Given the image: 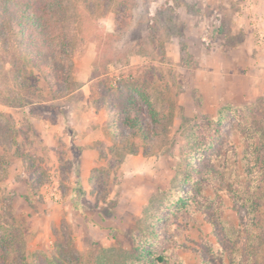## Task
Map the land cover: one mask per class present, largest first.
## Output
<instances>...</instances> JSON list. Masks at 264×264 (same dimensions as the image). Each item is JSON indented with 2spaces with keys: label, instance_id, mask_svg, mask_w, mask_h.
<instances>
[{
  "label": "rangeland",
  "instance_id": "374dc122",
  "mask_svg": "<svg viewBox=\"0 0 264 264\" xmlns=\"http://www.w3.org/2000/svg\"><path fill=\"white\" fill-rule=\"evenodd\" d=\"M61 1L64 93L0 21V264H264V0ZM113 75L148 139L118 135ZM218 117L188 160L189 120Z\"/></svg>",
  "mask_w": 264,
  "mask_h": 264
},
{
  "label": "trees",
  "instance_id": "16d2710c",
  "mask_svg": "<svg viewBox=\"0 0 264 264\" xmlns=\"http://www.w3.org/2000/svg\"><path fill=\"white\" fill-rule=\"evenodd\" d=\"M68 16V9L61 0L43 2L40 0H1L0 21L12 22L17 27V34L25 48V55L32 62L48 74L53 91L64 93L68 81V68L64 62V34L63 24ZM108 84V91L102 89L105 104L113 116V125L120 137L135 135L138 132L142 138H149V124L152 119V108L142 111L141 101L137 99L133 86L127 81L131 79L122 76H107L103 79ZM104 83V82H103ZM101 86V84H100ZM105 86V84H104ZM130 88V89H129ZM135 89V87H134ZM107 93V94H104ZM142 98L144 96H141ZM147 104V103H146ZM148 105V104H147ZM189 127L184 135L188 148L187 158L201 156L202 151L215 146L221 134V117L217 119H203L202 121L189 120ZM197 157L193 164L190 159L191 169L199 176L213 174V166L203 158ZM190 170V172H192ZM249 190V189H247ZM244 194V191L241 192ZM245 205L252 204L250 194L241 200ZM216 225V222H212ZM217 245L224 248L223 239L216 235ZM212 247V244H209ZM144 250V249H143ZM142 250V251H143ZM207 257V256H206ZM205 260L210 263V259ZM211 257V255H209ZM161 260L162 258H158Z\"/></svg>",
  "mask_w": 264,
  "mask_h": 264
},
{
  "label": "built area",
  "instance_id": "2783aa9c",
  "mask_svg": "<svg viewBox=\"0 0 264 264\" xmlns=\"http://www.w3.org/2000/svg\"><path fill=\"white\" fill-rule=\"evenodd\" d=\"M254 20L252 21L253 24V32L255 35V42L258 47L262 46L264 44V23L263 19H260L257 17L253 18Z\"/></svg>",
  "mask_w": 264,
  "mask_h": 264
},
{
  "label": "crops",
  "instance_id": "0c3cea01",
  "mask_svg": "<svg viewBox=\"0 0 264 264\" xmlns=\"http://www.w3.org/2000/svg\"><path fill=\"white\" fill-rule=\"evenodd\" d=\"M263 45H264V44H263ZM260 63H261V62H260ZM260 63H257V62H256L257 67H260V66H261L262 63H261V64H260Z\"/></svg>",
  "mask_w": 264,
  "mask_h": 264
}]
</instances>
